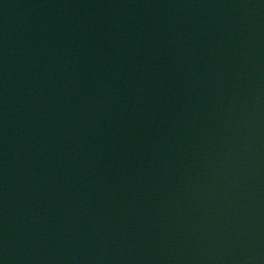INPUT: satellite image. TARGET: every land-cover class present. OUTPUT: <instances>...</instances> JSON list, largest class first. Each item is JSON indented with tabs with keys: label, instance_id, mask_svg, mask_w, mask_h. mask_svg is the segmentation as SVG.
Wrapping results in <instances>:
<instances>
[{
	"label": "water",
	"instance_id": "1",
	"mask_svg": "<svg viewBox=\"0 0 264 264\" xmlns=\"http://www.w3.org/2000/svg\"><path fill=\"white\" fill-rule=\"evenodd\" d=\"M0 264H264V0H0Z\"/></svg>",
	"mask_w": 264,
	"mask_h": 264
}]
</instances>
